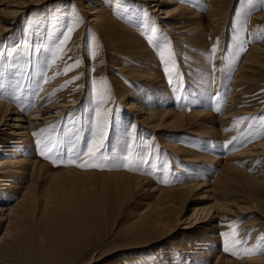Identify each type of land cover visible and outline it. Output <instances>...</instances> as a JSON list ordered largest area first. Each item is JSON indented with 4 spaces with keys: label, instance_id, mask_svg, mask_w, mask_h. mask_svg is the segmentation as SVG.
Instances as JSON below:
<instances>
[{
    "label": "rangeland",
    "instance_id": "374dc122",
    "mask_svg": "<svg viewBox=\"0 0 264 264\" xmlns=\"http://www.w3.org/2000/svg\"><path fill=\"white\" fill-rule=\"evenodd\" d=\"M94 1L31 6L0 33V102L29 120L49 79L41 100L75 103L21 142L0 125V206L12 209L20 193L32 206L9 227L40 244L74 228L65 197H99L110 207L94 208L83 264H264V157L254 154L264 142V59L253 52L264 42V0H171L166 10L183 7L181 28L142 1L101 0L104 32L86 19ZM129 102L171 111L164 123L183 113L184 125L154 130ZM190 150L210 155L193 162ZM214 203L223 209L208 212ZM11 242L0 244V264H29Z\"/></svg>",
    "mask_w": 264,
    "mask_h": 264
},
{
    "label": "bare ground",
    "instance_id": "6f19581e",
    "mask_svg": "<svg viewBox=\"0 0 264 264\" xmlns=\"http://www.w3.org/2000/svg\"><path fill=\"white\" fill-rule=\"evenodd\" d=\"M49 1L51 0H0V5L2 6L0 8V21H1L0 33L10 29V24L13 23V19L18 17L19 14H21L22 12H24V9L26 10L31 6H38ZM134 1H142L144 4H148L151 12H153L157 17H160L161 19L166 20L169 23L171 20H177L176 22H174L175 25H173V27L181 28V26L178 23H181L182 19L178 18V16H174V14L176 13L177 10L183 8L182 5L179 6L177 4L178 6L176 5V7L166 10V7L169 6V4L172 2L171 0H167V1L134 0ZM93 3L95 4V7L93 10L89 11L88 13L89 16L86 19H89L90 21H97L96 25H98L101 32H104L106 30L108 31V29L111 26V20H110L111 18H109L108 15H106L107 11L104 8L105 6L102 5L101 0H95ZM256 18L263 19L264 12L257 15ZM186 30L187 29L184 30L181 29L179 30V32H186ZM253 52L257 54L256 56L262 57L264 59V42L256 45L253 49ZM53 74L54 72L51 71L48 73V76H52ZM58 81L59 79L56 78L55 82ZM46 83L47 84H45L42 87L40 96L36 98V104L33 107V110L30 112V115L28 116L29 120L24 119V117L20 114V112H18L17 109L13 108L11 105L8 104L6 105L0 102V107H2V111H0V125L4 124L7 126L9 135L21 136L19 140L20 142L23 140L24 137L28 138L32 136V132L40 128V126L49 125L55 122V120H57V118L65 111L66 107H70L75 104L74 102H67L61 100L56 101L54 98L51 99L44 98L41 100V98L45 96L47 92H49L46 91V89L52 87L55 84L49 79L48 82ZM234 94L235 92L233 90L230 93L228 103L233 101L232 98H234ZM234 104L235 102L229 104V106ZM126 107L128 110H132L133 112H135V114H139L141 117L139 119L149 124L151 128H154V130L167 127L170 128L172 131V130L180 129L184 125L185 117L183 113H176V114L174 113L175 116L171 118V120H169L168 122L164 123V122H160V119H167L166 116L169 113H171V111H166L163 114H157V113H153V111L149 110L148 108H140L132 102H129L126 105ZM58 109H61V111H57ZM225 111L226 112L222 116L223 120L231 118L232 116H234L236 113L239 112L235 107H232L231 109H227ZM253 112L254 111H247V114H253ZM254 149H257L254 154L264 157V142L259 143L257 146L254 147ZM33 150L34 149L30 148L31 152L29 154H34L35 152ZM186 153H187L186 154L187 157L185 159L186 160L191 159L190 161L193 162H198L200 158L203 159L210 155L209 154L201 157L199 155H194V152L192 150ZM214 162H215L214 159H211L209 164H212ZM2 165L3 163L0 162V181H2V178L4 176ZM106 174L99 173L97 175L106 176ZM89 175H81V176H89ZM193 185L196 190L202 189V187H198V184H193ZM114 186L118 192L122 190V185L116 184ZM182 186L187 187L189 185H182ZM53 189H55V191ZM53 189H52L53 191L52 194L54 195V193H56L57 190L56 188ZM49 190H50L49 193H51V188H49ZM210 190L211 189L207 188V191H203V194H200L202 196L201 198L210 199L211 196L207 194V192ZM218 196H220V194H218ZM18 197L19 198L16 201V203H14L12 209L8 210L0 206V229L1 226L3 225L1 231L2 233L0 235V244L5 243V241L10 242V240H12L11 243L13 244L14 243L13 241H15L16 245L21 249V254L24 260L29 264H83L82 260L86 259V257H88V255L90 254L89 252H85L86 251L85 249L89 248L90 246V243L88 241L89 239L88 235L90 234L88 230L89 228H93L92 221H94V219L97 218L98 216V212L94 208H96V206L99 205V207L101 206V208L108 209L110 207L108 202L99 197L97 199H93V197H91L92 199L89 198L85 199L84 197L83 198L84 200L75 199V198L70 199L65 197L64 203H66L68 207L74 209V212L73 213L71 212L72 215L68 216L69 218H67L66 222L67 224L71 225L70 228L71 227L74 228L69 229L67 226L65 227L63 226L62 228L56 230L57 234L54 235V237L52 235L45 241L42 242L40 241L41 242L40 244H33V241L30 240L29 238H24L25 236H23L22 238L16 236L14 230H16L17 228L15 226L9 227L11 221L13 222L16 221L17 219H19L20 221V219L23 216L27 217V215L30 214V210L32 206L29 205L28 198H30L31 196H28L27 194L24 193H20ZM19 207L21 209L18 210ZM218 208L223 209L222 205H218V203H214L211 207L208 208V212H210L211 209L218 210ZM207 219L206 217L203 220L192 219L190 223L183 225V228H193L196 224L206 221ZM150 220H151L150 218L145 219L144 227L146 226L149 227L152 224L151 222L153 221ZM260 259H264V255L261 256ZM92 261H93V257L90 258L87 264L91 263Z\"/></svg>",
    "mask_w": 264,
    "mask_h": 264
},
{
    "label": "snow or ice",
    "instance_id": "6c2138e0",
    "mask_svg": "<svg viewBox=\"0 0 264 264\" xmlns=\"http://www.w3.org/2000/svg\"><path fill=\"white\" fill-rule=\"evenodd\" d=\"M214 50H215V46L213 47V51H214ZM33 135H36V133H34ZM90 152H91V149H90ZM41 155H45V153H44V152H41ZM80 166L83 167V166H85V165H80ZM87 166H94V165H87ZM125 167H127V165H125ZM222 235H223V236H226V237L228 236L227 233H222ZM235 235H236V232H235V230H233V232H232V236L235 237ZM232 243L235 244V245H240V244L243 243V241H242V240H233ZM225 251H229V248L226 247V248H225Z\"/></svg>",
    "mask_w": 264,
    "mask_h": 264
}]
</instances>
